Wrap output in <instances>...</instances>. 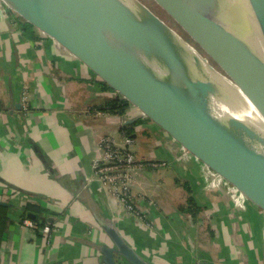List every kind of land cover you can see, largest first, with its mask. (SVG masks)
Listing matches in <instances>:
<instances>
[{
  "label": "crops",
  "instance_id": "crops-1",
  "mask_svg": "<svg viewBox=\"0 0 264 264\" xmlns=\"http://www.w3.org/2000/svg\"><path fill=\"white\" fill-rule=\"evenodd\" d=\"M2 4L0 202L9 222L0 264H104L94 246L110 244L100 221L152 264H264L261 206L136 106L100 109L118 93L59 38ZM128 125L138 161L166 162L132 172V209L93 175L101 140L123 145ZM27 213L37 228L22 225Z\"/></svg>",
  "mask_w": 264,
  "mask_h": 264
},
{
  "label": "water",
  "instance_id": "water-1",
  "mask_svg": "<svg viewBox=\"0 0 264 264\" xmlns=\"http://www.w3.org/2000/svg\"><path fill=\"white\" fill-rule=\"evenodd\" d=\"M1 1L59 38L118 98L139 108L264 209V106L245 93L226 63L172 14L183 7L264 31V0H156L225 72L138 0ZM27 217L35 218L31 213ZM99 224L110 241L94 244L104 264H152L115 226Z\"/></svg>",
  "mask_w": 264,
  "mask_h": 264
},
{
  "label": "bare ground",
  "instance_id": "bare-ground-1",
  "mask_svg": "<svg viewBox=\"0 0 264 264\" xmlns=\"http://www.w3.org/2000/svg\"><path fill=\"white\" fill-rule=\"evenodd\" d=\"M172 14L226 63L242 90L264 106V31L183 7Z\"/></svg>",
  "mask_w": 264,
  "mask_h": 264
},
{
  "label": "built area",
  "instance_id": "built-area-1",
  "mask_svg": "<svg viewBox=\"0 0 264 264\" xmlns=\"http://www.w3.org/2000/svg\"><path fill=\"white\" fill-rule=\"evenodd\" d=\"M0 12L5 15L6 9L0 0ZM26 100V95L22 96ZM123 145L116 146L107 139L101 140L103 157L93 165L94 179L105 187L111 194L115 195L120 202L132 209L131 179L132 172L143 166L164 167L165 161H138L129 145L133 143L131 137L122 130ZM22 225L28 228H37V224L31 219L22 220ZM41 230L45 234L51 232L49 225H44Z\"/></svg>",
  "mask_w": 264,
  "mask_h": 264
},
{
  "label": "rangeland",
  "instance_id": "rangeland-1",
  "mask_svg": "<svg viewBox=\"0 0 264 264\" xmlns=\"http://www.w3.org/2000/svg\"><path fill=\"white\" fill-rule=\"evenodd\" d=\"M138 1L145 5L147 8H149L155 15H157L161 20H163L166 24L173 28L177 33H179L185 40H187L194 47H196L215 68L219 69L222 72H225V70L220 66L217 60L198 43L195 37L191 33H189L177 19L171 16L156 0ZM133 145L134 144L132 143L129 145L132 151L133 149L135 150V146ZM138 155L139 153L136 152V156Z\"/></svg>",
  "mask_w": 264,
  "mask_h": 264
},
{
  "label": "trees",
  "instance_id": "trees-1",
  "mask_svg": "<svg viewBox=\"0 0 264 264\" xmlns=\"http://www.w3.org/2000/svg\"><path fill=\"white\" fill-rule=\"evenodd\" d=\"M105 85L107 86L108 84L106 83ZM129 104H130V102L126 99L116 98V99L108 101L103 107H100V109L108 110V111H117L118 110V111L122 112L123 109L125 107H127ZM131 126L132 125H128L125 128H123V130L127 134H130ZM27 209L28 208H26L25 210H27ZM7 211H8V206L0 204V244H1V241L4 237V233H5V230L7 228L8 222H9V217H8Z\"/></svg>",
  "mask_w": 264,
  "mask_h": 264
}]
</instances>
